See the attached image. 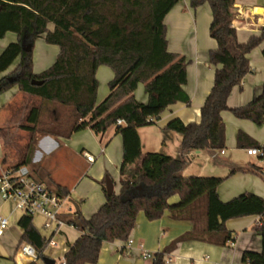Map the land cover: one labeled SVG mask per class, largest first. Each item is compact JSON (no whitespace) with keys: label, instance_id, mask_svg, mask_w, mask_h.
Wrapping results in <instances>:
<instances>
[{"label":"trees","instance_id":"16d2710c","mask_svg":"<svg viewBox=\"0 0 264 264\" xmlns=\"http://www.w3.org/2000/svg\"><path fill=\"white\" fill-rule=\"evenodd\" d=\"M181 0H0V38L8 32L18 40L9 43L0 54V72L7 70L19 57L20 62L8 76L0 79V94L13 86L39 96L45 104L31 110L27 127L32 131L29 155L39 136L52 134L70 136L90 128L96 133L115 127L123 139V158L120 165V191L106 193V180L101 181L106 200L89 218L80 211L63 214L67 224L73 225L79 237L64 254L65 264H94L104 242L128 241L143 211L149 220H156L169 210L174 218L193 219L194 228L179 240L201 236L219 244L235 240L227 229L232 218L257 215L253 230L261 236L262 250H245L246 264H264V198L246 191L228 201L218 194V187L226 179L220 176H184L192 150H220L225 148L226 134L222 111L230 110L237 118L264 124V88L245 105L230 107L228 97L251 72L248 54L264 39L252 35L239 42L237 30L231 25L235 0H190L197 8L208 3L212 11L210 35L217 46L209 52V62L217 66L213 86L200 109V121L185 123L174 117L165 130L181 136L179 156L161 151L143 152L138 128L155 124L161 114L177 102L189 104L184 89L187 82L186 59L168 49L165 17ZM49 24L54 28L49 29ZM44 35L49 44L59 46L54 63L40 73L33 72V48H25L22 38L33 42ZM264 52V51H263ZM101 65L109 66L114 77L109 93L97 101L99 81L96 73ZM41 80L33 84L32 80ZM139 83H144L148 101L135 97ZM60 106L71 109L63 117L49 111ZM48 113L49 121L43 120ZM124 121L117 124V120ZM261 147L246 133H238V144L245 141ZM25 164V163H22ZM20 165V164H19ZM261 173L262 167L250 165L233 169ZM57 194L67 198L70 190L57 184ZM176 203H170L173 195ZM196 209L193 211L192 209ZM203 209L204 228L198 227ZM197 222V224H196ZM19 225L24 232L22 242L30 243L43 256L46 239L33 224V216L23 214ZM164 250L154 255L152 264H165ZM30 264H36L32 262Z\"/></svg>","mask_w":264,"mask_h":264},{"label":"crops","instance_id":"0c3cea01","mask_svg":"<svg viewBox=\"0 0 264 264\" xmlns=\"http://www.w3.org/2000/svg\"><path fill=\"white\" fill-rule=\"evenodd\" d=\"M238 22L251 25L239 27L237 38L239 42H246L252 35H260L264 30V0H235L233 5ZM212 11L208 3L193 8L190 0L179 1L166 15L168 49L183 56L187 61V82L184 89L190 97V103L177 102L169 106L153 125L138 128L143 152L148 149L161 151L171 156L181 154V136L177 132L165 130L164 126L174 117H179L185 123L200 121V109L209 94L217 66L209 62V52L215 49L217 42L210 35ZM242 25V24H241ZM54 25L49 24V29ZM18 40L17 34L8 32L0 38V54L5 47ZM25 48H33V72L40 73L52 63L58 52L54 46L46 45L42 35L31 42L23 37ZM56 46V45H55ZM59 47V46H58ZM264 39L249 54L251 72H249L240 86H235L227 100L230 107L245 105L264 88ZM42 52V58H37ZM41 56V55H39ZM20 62L18 57L5 71L0 72V79L10 75ZM99 81L97 101H102L109 93V82L114 77L113 70L101 65L96 73ZM135 97L141 102L148 101V93L144 83H139L135 90ZM41 97L19 90L13 86L0 94V174L9 167L25 163L31 176L42 182L61 184L70 190V194L77 196L80 212L86 218L92 216L105 202L106 197L101 181L109 175L115 184V192L120 191V165L123 158V139L115 127L102 133H96L90 128L72 133L70 136H56L45 134L39 136L35 148L29 155L32 131L27 127L33 124L28 121L29 114L34 108H41ZM59 109L71 110L64 106ZM55 117H63L57 109L49 110ZM70 114V113H69ZM225 123L226 142L224 153L220 150H192L185 155L188 161L195 157L197 175L220 176L226 179L218 187L219 197L228 201L246 191L256 193L264 198V176L254 171L238 170L229 174L233 169H241L254 165L262 167L264 159L249 155L247 149L253 146L245 141V145L238 144V133L244 132L251 139L264 146V124L258 125L251 120L237 118L230 110L221 113ZM167 138L170 141H167ZM94 155V161H88L84 152ZM203 154V155H202ZM224 155L222 160L219 156ZM57 158L62 168L69 175L70 181L61 182L56 177V170L48 165L49 160ZM185 165L182 170L184 176H190ZM179 195H173L169 202L176 203ZM65 211H76L72 205L64 208ZM196 211V209H192ZM200 212L198 227L204 228L205 218L203 209ZM24 213L17 208L12 200H4L0 195V217H6L9 225L0 236V264H44L41 260L31 259L19 254V247L25 243L21 241L23 228L19 220ZM259 216L250 215L232 218L226 221V227L236 238L234 245L230 241L219 244L207 238L197 236L184 240L179 238L190 232L194 226L193 219L174 218L169 210L156 220H149L143 211L137 215L136 224L129 235L132 240L130 246L127 241L116 240L104 242L100 251L99 260L94 264H152L156 253L171 247L165 254V264H246L242 261L245 250H262L261 236L253 230V225ZM45 217L41 214L33 216V224L41 235L46 237L44 228ZM197 224V222H196ZM45 229V228H44ZM46 230V229H45ZM50 231V230H47ZM60 234L61 249L55 250L65 253L66 246L73 243L80 232L70 224H65ZM57 242V241H56ZM58 245V242H57ZM125 246L129 247V251ZM126 252V254H125ZM149 253L151 256H145ZM56 264L58 262L56 261Z\"/></svg>","mask_w":264,"mask_h":264},{"label":"built area","instance_id":"2783aa9c","mask_svg":"<svg viewBox=\"0 0 264 264\" xmlns=\"http://www.w3.org/2000/svg\"><path fill=\"white\" fill-rule=\"evenodd\" d=\"M231 25L237 30L239 27H246V25H251V23L245 22L243 24L242 22H238L237 16H235ZM123 123V120H117V124ZM221 152L224 153V150L222 149ZM247 153L264 159V146L250 147L247 149ZM84 155L88 161L92 162L95 160L94 155L87 151L84 152ZM262 172L264 174V164L262 166ZM0 195L4 200L14 201L17 208L24 214L30 216H34L36 214L43 215L45 217L44 228L52 231V236L50 238L47 236L45 237L47 241L45 249L47 247H57V242L53 238V235L61 232L62 227L67 224L63 218V214L67 212L64 210V202L67 198L61 197L57 194V192L51 190L47 184L33 178L28 166L25 164L6 168L1 172ZM8 225L9 220L6 217H0V236L4 234ZM131 243L132 240L128 239L127 245L130 246ZM230 244L234 245V240H231ZM125 248L128 251L130 249L127 246H125ZM57 253L58 252L55 251V254ZM19 254L31 259L32 261L40 260L42 257L39 256L37 250L30 243L21 244L19 247ZM145 256L151 255L149 253H145ZM57 262L58 264H65L64 256L58 258Z\"/></svg>","mask_w":264,"mask_h":264},{"label":"rangeland","instance_id":"374dc122","mask_svg":"<svg viewBox=\"0 0 264 264\" xmlns=\"http://www.w3.org/2000/svg\"><path fill=\"white\" fill-rule=\"evenodd\" d=\"M46 45H48V46H54L55 48H57V50H58V52H59V47L56 45H54V44H49V43H47ZM39 55H41V56H39ZM57 55H58V53L55 55V57L52 59L53 61H52V63H51V65L54 63V61L56 60V57H57ZM37 58L40 60L41 58H42V52H38V54H37ZM41 61V60H40ZM51 65H49L48 67H50ZM47 67V68H48ZM46 68V69H47ZM70 109V108H69ZM69 112H67V110H62V109H60V111H59V113L61 114L62 113V115L63 116H67L69 113H71L72 111L71 110H68ZM50 115L48 114V113H46V114H44L43 115V120H45V121H49L50 120ZM167 141H170V139L169 138H167ZM149 151H158V150H154V149H148ZM203 155V154H202ZM225 156L224 155H220L219 156V160H222L223 158H224ZM191 159H192V162H193V164H192V166H189V168H186L187 169V171L186 172H188L189 174H191L190 176H203V175H197V174H199V173H197V172H199V171H192V169H195L197 166H196V164H195V157H191ZM192 162H189V161H187V163H186V167H187V165H191V163ZM62 162L60 161V160H57V158H52L51 160H49V162H48V165L50 166V167H52V169H54V170H56L55 172H56V177L58 178V180L59 181H61V182H65V181H70V179H69V175L65 172V170L62 168ZM45 184H47V186L51 189V190H53V191H55L56 192V190H57V187H56V183H53V182H45ZM102 185V184H101ZM69 198H73L74 200H77V196L76 195H72L71 197H69ZM69 198H67L66 199V201L64 202V208H67L68 206H70V205H72V203L69 201ZM42 230L45 232V234H46V236L47 237H51L52 236V231H47V230H45L43 227H42ZM54 239L58 242V245H57V247H53V248H49V247H47L46 249H45V251H44V256H49V257H52L53 259H55L56 261L58 260V258H61V257H63L64 256V254L65 253H62L61 254V251L60 252H58L57 254H55V250H60L61 249V244H60V239H61V236H60V234H57L55 237H54ZM68 247H69V245H67L66 246V248H67V250H68ZM171 247H167L165 250H167L168 249V251H169V249H170ZM125 254H126V252H125ZM41 260V262L42 263H44V261L42 260V259H40ZM45 264V263H44Z\"/></svg>","mask_w":264,"mask_h":264},{"label":"water","instance_id":"95a60500","mask_svg":"<svg viewBox=\"0 0 264 264\" xmlns=\"http://www.w3.org/2000/svg\"><path fill=\"white\" fill-rule=\"evenodd\" d=\"M33 84H41L42 81L41 80H37V79H33L32 80ZM106 180V193L107 194H112L115 192V184L113 179L109 176L106 175L105 177ZM70 202L73 204V206L75 207V210L78 212L80 211V207L78 205V203H76L75 201L70 199ZM41 259L44 261L45 264H56L55 259H53L52 257L49 256H42Z\"/></svg>","mask_w":264,"mask_h":264}]
</instances>
